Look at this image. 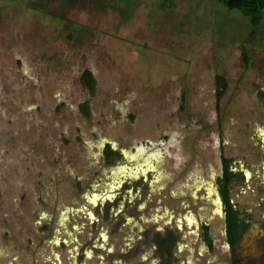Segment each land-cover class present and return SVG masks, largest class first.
Listing matches in <instances>:
<instances>
[{
    "label": "rangeland",
    "instance_id": "374dc122",
    "mask_svg": "<svg viewBox=\"0 0 264 264\" xmlns=\"http://www.w3.org/2000/svg\"><path fill=\"white\" fill-rule=\"evenodd\" d=\"M222 158L246 177L231 199L254 209L264 11L254 26L217 0H0V264H41L65 235L111 231L100 245L120 249L141 221L179 229L177 264H224Z\"/></svg>",
    "mask_w": 264,
    "mask_h": 264
},
{
    "label": "flooded vegetation",
    "instance_id": "af4514ba",
    "mask_svg": "<svg viewBox=\"0 0 264 264\" xmlns=\"http://www.w3.org/2000/svg\"><path fill=\"white\" fill-rule=\"evenodd\" d=\"M228 171L233 174V177L231 180H226L224 176V191L227 193L232 210L236 213L238 227L234 234L236 239L233 243H230L226 227L227 206L221 195L220 185L216 180V192L222 211L223 237L227 248L224 264H264V197H260L264 194V188L258 187L256 190L258 202L254 209L240 208L231 199L230 190L235 182L240 180L243 182L246 180V177L244 173L242 174V171L234 169L230 161L228 163ZM222 174L221 168V174L217 179L223 177ZM103 212H107V215L111 216L110 209H105ZM103 212L102 216L104 215ZM123 221H126V218H123ZM141 222L143 228L141 226V228H137V232L139 233L137 239L134 241L131 237L127 238L128 242L124 243L123 248L118 249L116 247L117 239L113 238V249L103 250L100 244L105 242L104 238L112 235L111 231L105 232L104 235L98 234L97 239L99 243L97 240L90 239L87 241H71L69 236L65 235L63 239L56 237L57 239L51 242L56 250L50 251L47 258H41L39 262L41 264H149V260L151 259L154 264H177L178 257H176L173 249L179 239V229L177 228V232H175L170 228L162 226L159 228L152 227L147 222ZM204 226L208 227L207 235L212 241V247H208L203 240V236L205 235ZM113 230L115 233L121 232L120 229L114 228ZM198 230L199 240L204 244L206 251L213 252L214 242L210 234L208 221L201 220L198 224ZM42 238V241H44L48 237L47 235H42ZM68 244L71 245L70 249H66ZM148 247H150V251H146ZM33 261L35 263L37 259Z\"/></svg>",
    "mask_w": 264,
    "mask_h": 264
},
{
    "label": "trees",
    "instance_id": "16d2710c",
    "mask_svg": "<svg viewBox=\"0 0 264 264\" xmlns=\"http://www.w3.org/2000/svg\"><path fill=\"white\" fill-rule=\"evenodd\" d=\"M220 4L226 7L229 10H238L240 11L245 17H248L252 23V25L256 26L262 16V12L264 11V0H217ZM82 81L86 84L88 89L93 92L95 80L89 71H85L81 77ZM225 87L224 78L221 76L215 77V97L216 103L218 104L222 92L220 89ZM82 111L87 113V104L81 105ZM104 155L108 161H111L116 154L110 151L108 148L105 150ZM228 163L229 160L222 158V176L217 179V183L220 185V192L223 196L224 202L227 206V220H226V227H227V236L228 241L233 243L236 239L234 236L235 230L237 229L238 225L236 222V213L232 210V205L227 198V193L224 191V176L226 180H231L233 174L228 171ZM223 183V184H222ZM204 236L203 240L206 242L208 247H212V241L208 237V227L204 226Z\"/></svg>",
    "mask_w": 264,
    "mask_h": 264
}]
</instances>
